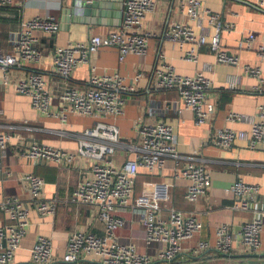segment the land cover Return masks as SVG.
Masks as SVG:
<instances>
[{
  "label": "built area",
  "instance_id": "obj_1",
  "mask_svg": "<svg viewBox=\"0 0 264 264\" xmlns=\"http://www.w3.org/2000/svg\"><path fill=\"white\" fill-rule=\"evenodd\" d=\"M19 0H0V7H11ZM157 0H123L124 17L121 28L105 36L90 35L86 42H69L55 45L52 50L54 71L68 80L82 67L90 66V58L102 48H116L119 61H125L128 55L144 59L148 53L151 35L143 33L146 17L156 8ZM264 6V0H259ZM178 12L188 21L174 22L168 27L164 37L168 41L185 46L184 59L188 62L199 61L198 49L208 46L220 64L237 65L240 58L230 50L223 48L221 34L235 30L233 24L224 22L220 16L212 13L199 0H179ZM61 30L60 21L53 15L36 16L24 20L19 30L10 35L12 50L3 51L0 46V89L14 87L16 93L30 98L31 106L43 117H52L65 123L70 114L91 117L97 123L76 135L78 148L68 152L48 145L34 144L22 151L23 157L44 162L71 163L77 158H85L90 164V175L84 177L74 193V201L99 210L98 218L104 224L103 234L75 231L67 237L64 255L57 258L54 250L55 236L38 235L30 251L31 264H82L96 257L99 264H154L161 262L172 264L184 251V245L193 241L202 231V222L194 215L171 208L162 211V203L169 199V187L164 183L154 185L152 196H136L135 185L140 170L155 173L162 170L168 159L176 162V175L189 181L185 200L189 204L198 202L212 186L211 174L195 158L186 157L188 162L176 151V136L172 126L165 122L145 124L134 121L133 127L140 137V145H128L123 148L119 128L105 120L116 119L124 114L127 103L126 94L134 93L141 80L138 73L132 84L120 74L93 75L88 88L68 86L60 96V107L53 111L54 97L48 81L40 72L33 71L27 77L11 83L9 72L24 66H34L43 56L45 40L57 37ZM255 35L249 34L240 47L251 49ZM260 55L264 56V44L260 46ZM210 66L203 68L194 76H182L163 58L155 72L158 86L163 90H174L192 112L196 125L207 124L209 117L216 111L211 97L213 80L208 75ZM246 73L256 77L254 94L262 101L253 116L229 114L228 121L244 122L250 125L249 132L235 131L230 128L218 129L217 144L231 149L236 141L249 140L253 148L264 150V77L260 68L246 67ZM240 77L230 76L227 86L236 91ZM12 141L9 133L0 130V188L4 172L2 159L6 156ZM128 150L134 158L116 165L115 155L119 149ZM196 153V150L194 151ZM21 180L28 185L29 201L39 218L46 219L56 214L58 204L40 198L45 181L35 174H26ZM226 192L236 200L234 208L239 211H252L256 205L264 213V203L258 199L261 187L239 179ZM30 205V206H31ZM29 204L17 195H6L0 199V211L8 216V222L0 225V264H15L17 252L32 225ZM133 207L146 230L145 242L157 243L156 255L142 253L134 243H123L116 232L126 224L124 217L116 215L119 210ZM255 209L253 217L245 220L239 231L228 225L220 226L216 232L217 241L212 246L209 241H200L190 248L195 254L215 251L227 257L237 255L240 250L246 255L264 256V217ZM166 212V211H165ZM249 249V251H243ZM237 251V252H236Z\"/></svg>",
  "mask_w": 264,
  "mask_h": 264
},
{
  "label": "crops",
  "instance_id": "obj_2",
  "mask_svg": "<svg viewBox=\"0 0 264 264\" xmlns=\"http://www.w3.org/2000/svg\"><path fill=\"white\" fill-rule=\"evenodd\" d=\"M73 1L79 3L90 0H19L11 7H0V46L5 52L12 50L10 35L20 29L24 20L53 15L61 23L57 37L52 41L45 40L43 56L39 63L10 70L11 83L27 77L33 71L42 73L54 97L52 110L58 111L60 96L68 86L88 88L89 80L95 74H120L126 79L127 84H132L137 74L142 73L143 79L137 90L126 94L124 114L105 122L119 128L123 148L132 144L140 145L139 134L133 127L134 121L140 120L145 124L165 122L174 129L176 151L185 158L181 161L182 166L188 162L186 157L192 156L195 163L203 166L211 174V189L194 204H189L185 200L189 181L177 177L174 159H168L165 167L155 173L140 170L136 181V196H152L155 184L168 185L169 199L162 203V211L165 210L164 213H167V210L174 208L185 214L194 215L202 222L201 233L184 245V251L175 260L177 263L186 264L189 254L192 253L190 248L196 247L200 241H209L214 246L217 241L216 232L220 226L228 225L237 232L245 220L254 216L255 209H260L258 204L255 209L248 212L234 208L236 200L226 190L239 179L259 185L261 195L258 202L264 203V150L253 148L249 140L236 141L231 149L220 147L216 141L218 129L230 128L249 132L248 123L231 122L227 118L231 113L256 115L257 107L262 101L258 94H254L258 80L246 73V67L260 68L264 77V56L259 53L260 46L264 44V6H259V0H199L212 13L219 15L222 21L234 25V31L221 34V44L223 48L240 58L237 65L218 63L215 53L208 46L198 49V62L186 61L183 55L188 47L182 48L164 37L168 27L174 22L188 21L187 17L177 10L179 0H157L155 10L146 17L142 29L143 33L151 35L148 53L144 59L128 55L121 63L116 48H102L91 56L89 67L78 69L72 78L66 80L54 71L52 50L55 45L86 42L90 35L105 36L121 28L69 22L67 11H70ZM104 13V22L111 21V24L118 22L122 26L123 11L108 8ZM249 34L255 35L251 49L240 47ZM163 58L182 76H194L204 67H211L208 75L213 80L211 97L216 105V111L209 117L207 124L196 125L192 112L185 107L176 91L160 89L155 69ZM230 76L240 77L236 91H231L227 86ZM96 123V119L75 114H70L65 123L52 117H43L32 108L30 98L16 93L13 86L0 89V130L12 136L7 154L1 160L4 172L1 178L0 199L6 195H17L30 206L28 185L21 178L26 174H35L45 181L40 198L53 200L58 204L56 214L46 219L39 218L34 206H30L32 225L22 242L21 249L17 252L15 264L29 263L30 251L40 234L56 237L54 250L59 260L65 253L67 237L71 233L79 231L103 234L104 224L98 218L99 210L73 200L80 181L90 175L91 164L87 159L77 158L71 163L61 164L50 160L40 162L21 155L23 150L34 144L75 152L78 148L76 135ZM123 148L115 155L118 166L134 158V154ZM257 213L264 217L261 210ZM116 215L126 220L125 226L116 232L118 239L123 243H134L140 252L155 256L159 245L145 242L146 230L138 212L133 207H128L126 210L117 211ZM7 222L8 216L0 211V225ZM237 251L236 256H247V253L245 255L242 251L241 253L240 250ZM205 253L208 257L216 256L215 251ZM247 261L248 259H240L231 262L247 264ZM88 263L99 264L91 261Z\"/></svg>",
  "mask_w": 264,
  "mask_h": 264
},
{
  "label": "water",
  "instance_id": "obj_3",
  "mask_svg": "<svg viewBox=\"0 0 264 264\" xmlns=\"http://www.w3.org/2000/svg\"><path fill=\"white\" fill-rule=\"evenodd\" d=\"M123 0H90L77 2L73 1L70 11H67L69 17L68 21L74 24L95 26V25H110L115 27H121L120 23L111 24V21L104 22L103 16H105V9L116 8L123 11L124 17V5L119 4ZM248 259L247 264H262L264 256L258 258H252V256H246Z\"/></svg>",
  "mask_w": 264,
  "mask_h": 264
},
{
  "label": "trees",
  "instance_id": "obj_4",
  "mask_svg": "<svg viewBox=\"0 0 264 264\" xmlns=\"http://www.w3.org/2000/svg\"><path fill=\"white\" fill-rule=\"evenodd\" d=\"M50 41H52V39ZM215 255H216L215 257L214 256L208 257L207 253H205V252L204 253H199L197 255H195L192 252V253L189 254V256H188L189 258H188V261L186 262V264H218L222 260L223 261L224 260H229V261L235 262V261L240 260V259H246L245 256L227 257V256L219 255V254H216V253H215ZM252 257L255 258V256H252ZM213 261H215V262H213ZM27 264H31V263L29 262ZM54 264H64V263L56 262ZM82 264H90V263L87 262V263H82ZM154 264H164V263L156 262ZM172 264H180V263H177V261H174Z\"/></svg>",
  "mask_w": 264,
  "mask_h": 264
},
{
  "label": "rangeland",
  "instance_id": "obj_5",
  "mask_svg": "<svg viewBox=\"0 0 264 264\" xmlns=\"http://www.w3.org/2000/svg\"><path fill=\"white\" fill-rule=\"evenodd\" d=\"M243 251H249V249H244ZM90 259V261L91 262H97V259H96V257H94V256H91V257H89ZM218 264H237V263H233V262H231V261H229V260H222L221 262H219Z\"/></svg>",
  "mask_w": 264,
  "mask_h": 264
}]
</instances>
